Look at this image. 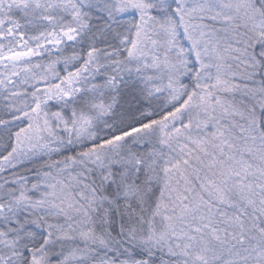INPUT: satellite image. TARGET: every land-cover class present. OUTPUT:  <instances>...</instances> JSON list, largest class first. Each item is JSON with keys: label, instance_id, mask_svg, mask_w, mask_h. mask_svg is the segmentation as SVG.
I'll use <instances>...</instances> for the list:
<instances>
[{"label": "snow or ice", "instance_id": "6c2138e0", "mask_svg": "<svg viewBox=\"0 0 264 264\" xmlns=\"http://www.w3.org/2000/svg\"><path fill=\"white\" fill-rule=\"evenodd\" d=\"M0 264H264V0H0Z\"/></svg>", "mask_w": 264, "mask_h": 264}]
</instances>
